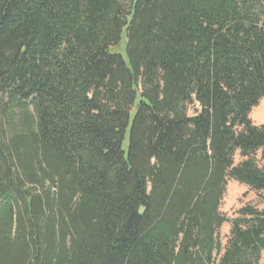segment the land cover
Here are the masks:
<instances>
[{"label": "trees", "instance_id": "obj_1", "mask_svg": "<svg viewBox=\"0 0 264 264\" xmlns=\"http://www.w3.org/2000/svg\"><path fill=\"white\" fill-rule=\"evenodd\" d=\"M261 101L264 0H0V264H263Z\"/></svg>", "mask_w": 264, "mask_h": 264}, {"label": "rangeland", "instance_id": "obj_2", "mask_svg": "<svg viewBox=\"0 0 264 264\" xmlns=\"http://www.w3.org/2000/svg\"><path fill=\"white\" fill-rule=\"evenodd\" d=\"M126 43L127 38L123 32L118 45L110 48L111 53L122 55L126 59ZM263 106V108H262ZM263 110V111H262ZM256 111V112H255ZM255 112V113H254ZM263 112V113H262ZM134 110L132 111V115ZM249 118L253 125H264V103L261 101L255 108L252 109ZM128 145V134L123 142V149L126 151ZM243 158L237 152L234 156L236 164L241 162ZM258 164L262 166L264 163L257 157ZM245 206H252L258 210L264 209V192H255L234 180H228L225 194L220 204L219 211L227 219L232 220L237 215V211ZM230 231V224L224 223L219 229V238L221 243H226ZM261 262L264 264V251L261 255Z\"/></svg>", "mask_w": 264, "mask_h": 264}, {"label": "bare ground", "instance_id": "obj_3", "mask_svg": "<svg viewBox=\"0 0 264 264\" xmlns=\"http://www.w3.org/2000/svg\"><path fill=\"white\" fill-rule=\"evenodd\" d=\"M262 108H263V106H262ZM262 111H263V110H262ZM255 112H256V111H255ZM255 112H254V113H255ZM262 113H263V112H262Z\"/></svg>", "mask_w": 264, "mask_h": 264}]
</instances>
